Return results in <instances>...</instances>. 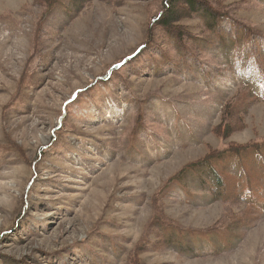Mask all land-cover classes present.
Listing matches in <instances>:
<instances>
[{
  "label": "rangeland",
  "instance_id": "374dc122",
  "mask_svg": "<svg viewBox=\"0 0 264 264\" xmlns=\"http://www.w3.org/2000/svg\"><path fill=\"white\" fill-rule=\"evenodd\" d=\"M173 1L0 0V264H264V0Z\"/></svg>",
  "mask_w": 264,
  "mask_h": 264
},
{
  "label": "trees",
  "instance_id": "16d2710c",
  "mask_svg": "<svg viewBox=\"0 0 264 264\" xmlns=\"http://www.w3.org/2000/svg\"><path fill=\"white\" fill-rule=\"evenodd\" d=\"M179 2H184L186 4L187 9L189 10L190 13H196L199 9H203L206 11L205 13H210L212 16L217 17L214 13L210 12L207 8L203 6H198L199 4L195 2V0H174L171 4L165 2V6L167 7V10L164 12H161L157 20L160 18L161 21L159 23L160 26L163 28H171L172 24L175 23V19L177 17V10H176V3ZM139 54L138 52L135 53L131 58L125 59V63H123V66L130 62L133 58L137 57Z\"/></svg>",
  "mask_w": 264,
  "mask_h": 264
}]
</instances>
